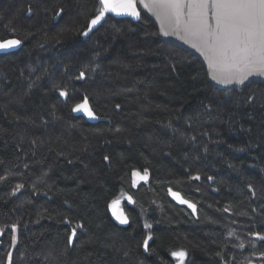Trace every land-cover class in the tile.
<instances>
[{
	"label": "trees",
	"instance_id": "16d2710c",
	"mask_svg": "<svg viewBox=\"0 0 264 264\" xmlns=\"http://www.w3.org/2000/svg\"><path fill=\"white\" fill-rule=\"evenodd\" d=\"M97 9L0 0V264H264V83L216 88L144 14L83 39Z\"/></svg>",
	"mask_w": 264,
	"mask_h": 264
},
{
	"label": "snow or ice",
	"instance_id": "6c2138e0",
	"mask_svg": "<svg viewBox=\"0 0 264 264\" xmlns=\"http://www.w3.org/2000/svg\"><path fill=\"white\" fill-rule=\"evenodd\" d=\"M99 2L102 7L90 20L88 29L82 33L84 36L89 34L93 26L101 22L106 13L140 16L136 7L137 0H99ZM140 2L144 3V0ZM149 6L176 32L183 33L184 37L196 42L208 57L209 66L215 73L214 78L224 82L235 80L243 83L253 74L264 75V0H149V3H145V7ZM29 12H31L30 8ZM20 44L19 39L3 40L0 41V50L13 49ZM84 76L85 73L81 72L80 78ZM60 94L67 96V92ZM82 110H86L90 118H95L87 98L73 109V111ZM104 159L107 160L108 157ZM140 179H146V176H141ZM172 195L178 197L177 193ZM181 202L195 209V205L187 200L181 199ZM118 203V200H113L110 207ZM113 214L120 223H128L127 216L117 215L115 211ZM11 227L15 231L17 226ZM75 235L76 229L73 228L72 236ZM254 235L264 241V234L257 232ZM71 238L70 236V242ZM144 245L147 248L148 239L144 241ZM172 256L177 257L180 264H184L187 253L180 250L173 252ZM261 256H264V252Z\"/></svg>",
	"mask_w": 264,
	"mask_h": 264
},
{
	"label": "water",
	"instance_id": "95a60500",
	"mask_svg": "<svg viewBox=\"0 0 264 264\" xmlns=\"http://www.w3.org/2000/svg\"><path fill=\"white\" fill-rule=\"evenodd\" d=\"M97 1H98V9H97L95 15L98 13L99 8L102 7V5L100 4L99 0H97ZM145 3H149V0H144V3H141L140 0H137L136 7H137V10L140 12V16L139 17H134V16H130V15H117L116 13H113V12L106 13L105 17L101 20V22L99 24L93 26L92 30L89 32V34L87 36L82 35V38L83 39L89 38L105 22V20L108 17H112L114 19H119V20L128 19V20H131L132 22L138 23V22H140V20L142 18V15L144 14V15L148 16L153 21V23L156 25V27L158 29V32H159V37L162 40L167 41V42H171L173 44H176V45L182 47L183 49H185L186 51L192 53L193 55H195L197 58H199L201 60V62L204 64V66L206 68L210 83L213 86H215L216 88L226 91V90H232V89H243L250 82H253V81L263 82L264 83V75L258 74V73L249 76L246 80L243 81V83H239V82H237L235 80H233L231 82H224L222 80L214 78L215 77V73L213 72V69L210 68V66H209L208 57L204 54V52L201 50V48L196 45V42L194 40H191L189 38L184 37L183 33L176 32L171 26L168 25L167 22L163 21L159 16H157L156 12L154 10H152V8L150 6L149 7H145ZM88 26H89V23H88ZM88 26H87L86 30L88 29ZM8 39H15V38H8ZM21 47H22V45L20 44L18 47L13 48V49H9V50H6V51L5 50H0V54L16 52V51H18V49L20 50ZM87 101H88V99H87ZM88 105L91 108L89 103H88ZM91 111L95 114V118H90L87 115L86 110L73 111V115L74 116H81L87 122L92 123V124H95V123H98L99 121H101L98 118V116L96 115V113L93 111L92 108H91ZM141 176H146V179H140ZM135 179L137 181H141V182L145 183V182L148 181L149 178L145 174H137L135 176ZM172 193H176V192H172ZM170 197L175 203H177L179 205H186V206L189 207L188 204L181 202V199H183V198H182V196L180 194H178V197L177 196H173L171 194ZM133 203H134V201L132 200L131 202H129V205H133ZM119 206H120V201H119V203L117 205H115L113 207V211L116 212ZM189 208L194 210L191 207H189Z\"/></svg>",
	"mask_w": 264,
	"mask_h": 264
},
{
	"label": "rangeland",
	"instance_id": "374dc122",
	"mask_svg": "<svg viewBox=\"0 0 264 264\" xmlns=\"http://www.w3.org/2000/svg\"><path fill=\"white\" fill-rule=\"evenodd\" d=\"M130 197L129 196H122V197H120V198H118V200L121 202V204H120V206L118 207V210H117V212H116V214L117 215H120V214H123V215H125L126 216V214H125V209H124V205L127 203V202H131V198L129 199ZM131 206V205H130ZM113 218H114V220L117 222V223H119V224H121V225H125V224H122V223H120V221L116 218V215H114L113 214ZM176 259H177V264H180V262H179V260H178V258L176 257ZM185 259H186V257H185ZM185 259H184V263H185Z\"/></svg>",
	"mask_w": 264,
	"mask_h": 264
},
{
	"label": "bare ground",
	"instance_id": "6f19581e",
	"mask_svg": "<svg viewBox=\"0 0 264 264\" xmlns=\"http://www.w3.org/2000/svg\"><path fill=\"white\" fill-rule=\"evenodd\" d=\"M15 39H17V38H15ZM1 41H3V40H1ZM21 45H22V43H21ZM18 50H19V49H18ZM12 53H13V52H12ZM6 54H8V53H6ZM80 117H81V116H80ZM111 210H112V213H113V212H114V211H113V207H111ZM117 210H118V209H117ZM116 212H117V211H116ZM116 212H115V213H116ZM194 212H195V211H194Z\"/></svg>",
	"mask_w": 264,
	"mask_h": 264
},
{
	"label": "flooded vegetation",
	"instance_id": "af4514ba",
	"mask_svg": "<svg viewBox=\"0 0 264 264\" xmlns=\"http://www.w3.org/2000/svg\"><path fill=\"white\" fill-rule=\"evenodd\" d=\"M0 40H1V39H0ZM5 40H7V39H5ZM84 99H85V98H84ZM84 99H83L82 101H84ZM80 103H81V102H80ZM80 103H79V104H80ZM120 204H121V202H120Z\"/></svg>",
	"mask_w": 264,
	"mask_h": 264
},
{
	"label": "clouds",
	"instance_id": "9594fccd",
	"mask_svg": "<svg viewBox=\"0 0 264 264\" xmlns=\"http://www.w3.org/2000/svg\"><path fill=\"white\" fill-rule=\"evenodd\" d=\"M83 102V101H82ZM81 104V103H80ZM91 106V105H90ZM92 108V107H91ZM74 109V108H73ZM72 112H73V110H72Z\"/></svg>",
	"mask_w": 264,
	"mask_h": 264
}]
</instances>
